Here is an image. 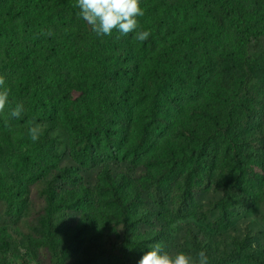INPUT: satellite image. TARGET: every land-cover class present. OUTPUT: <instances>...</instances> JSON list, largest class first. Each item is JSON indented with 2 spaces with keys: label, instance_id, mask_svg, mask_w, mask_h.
Listing matches in <instances>:
<instances>
[{
  "label": "trees",
  "instance_id": "16d2710c",
  "mask_svg": "<svg viewBox=\"0 0 264 264\" xmlns=\"http://www.w3.org/2000/svg\"><path fill=\"white\" fill-rule=\"evenodd\" d=\"M260 205L264 0H0V264H264Z\"/></svg>",
  "mask_w": 264,
  "mask_h": 264
},
{
  "label": "rangeland",
  "instance_id": "374dc122",
  "mask_svg": "<svg viewBox=\"0 0 264 264\" xmlns=\"http://www.w3.org/2000/svg\"><path fill=\"white\" fill-rule=\"evenodd\" d=\"M134 176H137V172L133 173ZM222 192L218 189H212L211 192H207L199 198V202L204 205V209L209 206L212 200L220 198ZM264 206L260 205L258 210L248 214L246 218L238 219L235 221L233 226L224 232L225 236H229L236 232L241 233L245 229L253 230L256 232H261L264 230Z\"/></svg>",
  "mask_w": 264,
  "mask_h": 264
}]
</instances>
